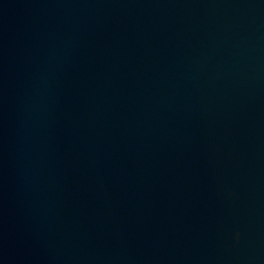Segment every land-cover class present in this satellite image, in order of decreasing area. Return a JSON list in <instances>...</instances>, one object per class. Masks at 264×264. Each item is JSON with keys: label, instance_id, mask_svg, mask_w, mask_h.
<instances>
[{"label": "water", "instance_id": "obj_1", "mask_svg": "<svg viewBox=\"0 0 264 264\" xmlns=\"http://www.w3.org/2000/svg\"><path fill=\"white\" fill-rule=\"evenodd\" d=\"M0 264H264V0H0Z\"/></svg>", "mask_w": 264, "mask_h": 264}]
</instances>
